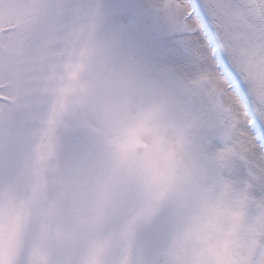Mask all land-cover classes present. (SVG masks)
I'll return each mask as SVG.
<instances>
[{
	"label": "snow or ice",
	"instance_id": "obj_1",
	"mask_svg": "<svg viewBox=\"0 0 264 264\" xmlns=\"http://www.w3.org/2000/svg\"><path fill=\"white\" fill-rule=\"evenodd\" d=\"M0 264H264V0H0Z\"/></svg>",
	"mask_w": 264,
	"mask_h": 264
}]
</instances>
